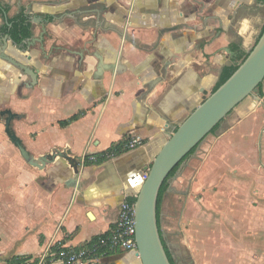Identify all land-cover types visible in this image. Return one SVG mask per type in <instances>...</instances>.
Returning <instances> with one entry per match:
<instances>
[{
    "label": "crops",
    "instance_id": "obj_1",
    "mask_svg": "<svg viewBox=\"0 0 264 264\" xmlns=\"http://www.w3.org/2000/svg\"><path fill=\"white\" fill-rule=\"evenodd\" d=\"M0 4L8 7L6 13L0 9V37L6 34V18L10 22L21 13L38 20L32 22L31 38L46 30L43 42L6 43L5 53L35 69L38 77L30 88V78L0 58V110L16 114L12 128L34 157L65 150L77 159L81 184L66 185L74 174L64 158L43 169L29 164L0 120V264L19 255L38 257L59 245L79 247L108 233L121 203L135 199L140 171L151 166L168 136L206 98L204 91H214L224 68L249 52L264 28V0ZM257 108L193 153L199 161L208 150L218 162L207 158V164L186 173L195 167L185 162L191 154L170 179L158 222L175 264H197L191 247H180L174 236L190 211L201 209L204 202L195 195L205 196L203 188L216 184L219 201H240L243 186L257 176L256 157L259 149L261 163L264 145L258 146L257 128L248 123L260 120L259 114L250 116ZM133 135L143 139L137 148L98 162L84 160ZM216 168L222 169L219 175ZM239 225L240 231L247 228L243 220ZM249 227L256 230L252 223ZM99 264L142 263L134 252L113 250Z\"/></svg>",
    "mask_w": 264,
    "mask_h": 264
},
{
    "label": "water",
    "instance_id": "obj_2",
    "mask_svg": "<svg viewBox=\"0 0 264 264\" xmlns=\"http://www.w3.org/2000/svg\"><path fill=\"white\" fill-rule=\"evenodd\" d=\"M32 22L38 23L37 18ZM8 26L12 24L6 18ZM26 40L32 44L35 41L43 42L45 34ZM2 37V38H1ZM3 44L0 45V58L20 69L30 78L29 87L37 84L38 74L35 69L6 54V43L11 36L1 35ZM20 46V44H17ZM264 83V31L248 57L240 62L238 69L215 91H204L206 98L196 106L192 113L168 136L161 149L155 156L152 164L140 174L147 175L141 181L135 196L136 241L142 264H172L167 253L158 222V200L161 187L171 172L186 158L187 155L220 125L224 129L238 122L261 101L259 86ZM16 114L11 110H0V120L5 122L6 133L17 146L24 159L31 165L43 169L47 164L55 162L56 158H64L73 168V177L66 185L80 188L77 177L80 175L79 162L65 150H55L51 153L34 157L24 146L21 139L12 128V121ZM175 174L172 178H176ZM133 197V196H132Z\"/></svg>",
    "mask_w": 264,
    "mask_h": 264
},
{
    "label": "rangeland",
    "instance_id": "obj_3",
    "mask_svg": "<svg viewBox=\"0 0 264 264\" xmlns=\"http://www.w3.org/2000/svg\"><path fill=\"white\" fill-rule=\"evenodd\" d=\"M242 60L243 57L239 55L237 62L233 65L239 64ZM263 108L264 95L258 103V110L250 115L259 114L260 120L249 118L248 122L257 128L254 135H257L258 146L260 143L264 145ZM223 129V127L216 129L207 138H217ZM200 149L199 147L198 150ZM202 152L204 156H201L199 161H195L196 154L185 161L188 162V165L195 164V167L192 165V167L187 168L186 173L194 172L197 166L207 164L208 159H215L208 150ZM262 154L260 163V150L258 149L256 157L258 162L257 176L255 179L254 176L248 179L243 186L245 193L242 200L234 202L231 198L230 202L219 201L217 194L213 192L214 189L218 188L216 184L203 188L205 196H202L200 192L195 195L196 201L200 204L202 201L204 202L201 204V209L190 211L186 223H183V230L181 228L179 234H176L175 231L174 236L180 247H185L187 244L188 247H191V253L193 256L195 255L197 264H264V152ZM215 161L218 162L219 160L215 159ZM221 171V168H216L214 172L219 175ZM184 184L182 182L180 186L185 187ZM241 220L244 221V226L247 225V228L241 229L242 231H240L239 225ZM250 223L256 227V230L254 228L248 229ZM255 233L259 238L250 240L247 235H255ZM235 239L236 241L241 240L242 243H235Z\"/></svg>",
    "mask_w": 264,
    "mask_h": 264
},
{
    "label": "built area",
    "instance_id": "obj_4",
    "mask_svg": "<svg viewBox=\"0 0 264 264\" xmlns=\"http://www.w3.org/2000/svg\"><path fill=\"white\" fill-rule=\"evenodd\" d=\"M139 135H133L126 144L128 150H133L142 144ZM96 161V155H88L84 160ZM108 158H110L108 156ZM143 180L147 175H143ZM120 250L138 253L136 241L135 199L124 200L119 209L114 227L106 234L79 247L59 245L49 248L38 257H33L27 264H99L108 251ZM139 257V256H138Z\"/></svg>",
    "mask_w": 264,
    "mask_h": 264
},
{
    "label": "trees",
    "instance_id": "obj_5",
    "mask_svg": "<svg viewBox=\"0 0 264 264\" xmlns=\"http://www.w3.org/2000/svg\"><path fill=\"white\" fill-rule=\"evenodd\" d=\"M0 9L3 11V13H6L8 11V7L7 6H2L1 4H0ZM10 23L12 24L10 27L8 25L5 26V32L8 33L11 36V38L13 39V41H15L17 44H23L26 40H29L33 36L32 19H31V16L29 14L21 13L17 17L11 19ZM263 31H264V28H263L260 36L262 35ZM248 55H249V52H241L240 53V56L243 57L242 62L248 57ZM239 65H240V63L236 64V65L226 66L224 68V70L222 72V75H221V78H220V81L216 85L214 91L216 89H218L238 69ZM259 92H260V96L264 95L263 83L259 86ZM78 117H79V115H75V116L71 117L69 120L63 121L61 124L62 125H67L71 121L77 119ZM219 126L220 125H218L213 130V132L216 131V129H218ZM128 141L129 140H127V141H125L123 143H119V144L113 145L111 148L108 149V151L104 155H102L100 157L97 156V160L95 162L109 159L108 156L110 158H112V157L118 156V155H120V154H122L124 152L129 151L126 148V144H127ZM197 148H198V146L196 148H194L191 151V153L189 155H187L186 158L171 172V174L169 175V178L166 179V181L164 182L163 186L161 187L159 200H158V215H159V211H160V205H161V202H162V198H163L165 192L169 188L170 179L177 173V171L179 170V168L182 165V163L191 154H193L197 150ZM88 161H90V160L87 158L86 162H88ZM164 244H165V242H164ZM165 247H166L167 253H168L169 257H170V260H171L172 264H175L174 261H173V258L171 256V253L168 250V247L166 246V244H165ZM32 258L33 257L30 256V255L14 256V257H11L8 260H6L4 264H27V262L30 261V259H32Z\"/></svg>",
    "mask_w": 264,
    "mask_h": 264
}]
</instances>
